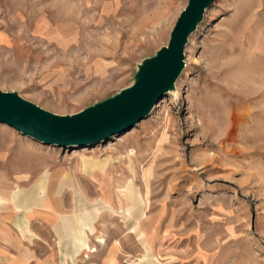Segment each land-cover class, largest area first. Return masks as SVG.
<instances>
[{"label": "rangeland", "instance_id": "1", "mask_svg": "<svg viewBox=\"0 0 264 264\" xmlns=\"http://www.w3.org/2000/svg\"><path fill=\"white\" fill-rule=\"evenodd\" d=\"M187 1L0 0V90L79 112L132 83ZM184 55L174 90L106 141L63 148L0 123V175L11 190L68 174L114 209H102L85 230L90 247L70 256L53 226L74 213L71 190L54 217H30L31 240L10 208L0 227L15 240L0 238V264H264V0H214ZM124 185L144 212L138 230L119 212Z\"/></svg>", "mask_w": 264, "mask_h": 264}, {"label": "water", "instance_id": "2", "mask_svg": "<svg viewBox=\"0 0 264 264\" xmlns=\"http://www.w3.org/2000/svg\"><path fill=\"white\" fill-rule=\"evenodd\" d=\"M214 0H188L179 13L168 43L143 58L132 83L114 95L74 114H55L21 97L16 91L0 90V123L44 144L63 148L89 146L132 128L148 116L182 72L184 48L204 12Z\"/></svg>", "mask_w": 264, "mask_h": 264}, {"label": "crops", "instance_id": "3", "mask_svg": "<svg viewBox=\"0 0 264 264\" xmlns=\"http://www.w3.org/2000/svg\"><path fill=\"white\" fill-rule=\"evenodd\" d=\"M79 170L82 174L89 176H94L93 171L90 169H84L83 164H79ZM105 175V173H104ZM73 176L68 174L62 175L58 180L51 181L49 173L41 175L32 186H26L23 190L13 191L9 186V179L5 175H0V226H7V222L4 220L9 217V209L11 208L16 214L14 220V228L17 233L24 238L32 239L34 236L30 230L29 219L35 213H46L48 216L51 215L54 217V211L58 207V203L63 196L65 190H71L74 194V213L73 214H59L60 221L53 226L56 234L60 238L66 239V245L68 250H70V256L78 254L83 249H88L90 246L87 243V235L85 236V230H89L92 234L95 226L93 221L96 220L101 215L102 209H109L113 213L114 209L107 205V202L103 199L100 200H90L86 196V192L82 188L79 180L73 182ZM54 186L53 193L56 197L57 204L52 203L50 199V194L52 187ZM101 188L104 183H100ZM105 189V188H102ZM120 195L125 193L129 199L130 203H125V206H121L120 213H125L127 217L134 219V224L130 226L131 229L138 230L139 227V215L137 208H134L135 196L133 199L129 195V191L126 185L122 189L118 190ZM88 192V191H87ZM88 194V193H87ZM106 198L109 195V190L105 193L103 192ZM119 196V195H118ZM141 207L144 200L141 198ZM90 207V208H89ZM128 207H133L134 211L132 214L127 213ZM98 209V212H97ZM143 209V208H142ZM142 213L143 210H142ZM137 235L139 238L143 236L142 231H138ZM0 238L8 242L9 244L14 243V238L9 235L8 229L0 227ZM21 240V239H20ZM144 245V243H143ZM147 253L145 255H150L149 249L145 246Z\"/></svg>", "mask_w": 264, "mask_h": 264}, {"label": "bare ground", "instance_id": "4", "mask_svg": "<svg viewBox=\"0 0 264 264\" xmlns=\"http://www.w3.org/2000/svg\"><path fill=\"white\" fill-rule=\"evenodd\" d=\"M128 198V197H127ZM127 198H125V203H130L129 202V200H127ZM134 208H137V210H138V212L140 213V215H139V220H140V218H142V216H143V213H142V210L140 209V207H139V204L137 203V202H135V204H134V206H133ZM131 208V207H128V209H127V213L128 214H132L133 212H135L134 211V208ZM139 222V221H138Z\"/></svg>", "mask_w": 264, "mask_h": 264}]
</instances>
